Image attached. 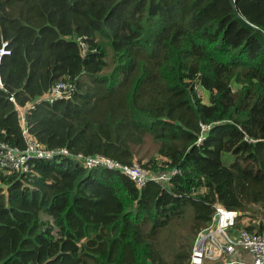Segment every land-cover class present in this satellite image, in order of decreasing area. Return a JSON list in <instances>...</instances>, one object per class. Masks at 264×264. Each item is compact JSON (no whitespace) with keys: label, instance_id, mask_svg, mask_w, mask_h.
I'll list each match as a JSON object with an SVG mask.
<instances>
[{"label":"trees","instance_id":"obj_1","mask_svg":"<svg viewBox=\"0 0 264 264\" xmlns=\"http://www.w3.org/2000/svg\"><path fill=\"white\" fill-rule=\"evenodd\" d=\"M4 44L0 143L27 149L23 112L47 150L167 183L62 156L2 169L0 264H189L216 205H264V0H0ZM60 81L74 95L51 103Z\"/></svg>","mask_w":264,"mask_h":264},{"label":"built area","instance_id":"obj_2","mask_svg":"<svg viewBox=\"0 0 264 264\" xmlns=\"http://www.w3.org/2000/svg\"><path fill=\"white\" fill-rule=\"evenodd\" d=\"M8 53L4 44L0 49V56ZM0 87H2L1 79ZM74 90L72 83L60 81L52 86L45 99L51 103L57 100H70ZM10 100L15 102L13 97ZM20 121L25 129L27 149L20 151L0 143V170L12 169L27 172L28 163L33 159L52 160L62 156L74 158L87 169L101 168L118 171L131 179L139 189L144 188L151 181L160 183L162 186L167 183V177L164 174L152 175L139 164L124 165L102 155H75L66 148L47 150L29 134L23 112H21ZM209 130V126H203L199 142L206 138ZM214 209L211 222L196 236L189 264H264V232H259V228L250 231L244 227L250 223L260 225L264 220L247 221L245 217L248 216L244 213L228 210L222 205H216Z\"/></svg>","mask_w":264,"mask_h":264},{"label":"rangeland","instance_id":"obj_3","mask_svg":"<svg viewBox=\"0 0 264 264\" xmlns=\"http://www.w3.org/2000/svg\"><path fill=\"white\" fill-rule=\"evenodd\" d=\"M202 95L207 99V94L204 92H201ZM157 151V147L155 145H151L150 143L146 144L143 149L138 151V158L140 159H148L149 157L155 155ZM234 161V158L230 154L223 155V163L226 166H230ZM137 163V162H136ZM191 212V211H190ZM248 217H245L246 220H258L263 221L264 220V205H252L250 207V211L246 214ZM189 218H191L190 214L188 215Z\"/></svg>","mask_w":264,"mask_h":264}]
</instances>
